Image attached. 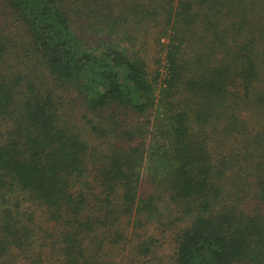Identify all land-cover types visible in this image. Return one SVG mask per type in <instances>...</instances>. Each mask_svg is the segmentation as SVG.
Returning <instances> with one entry per match:
<instances>
[{
	"label": "trees",
	"instance_id": "trees-1",
	"mask_svg": "<svg viewBox=\"0 0 264 264\" xmlns=\"http://www.w3.org/2000/svg\"><path fill=\"white\" fill-rule=\"evenodd\" d=\"M0 264H264V0H0Z\"/></svg>",
	"mask_w": 264,
	"mask_h": 264
},
{
	"label": "rangeland",
	"instance_id": "rangeland-1",
	"mask_svg": "<svg viewBox=\"0 0 264 264\" xmlns=\"http://www.w3.org/2000/svg\"><path fill=\"white\" fill-rule=\"evenodd\" d=\"M23 206H26V204H23ZM163 240V243L161 244V248H160V254H163V253H168L169 251H171V248L169 247V236L166 235L165 236V240Z\"/></svg>",
	"mask_w": 264,
	"mask_h": 264
}]
</instances>
